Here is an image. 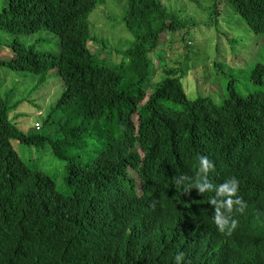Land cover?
Instances as JSON below:
<instances>
[{
  "label": "trees",
  "instance_id": "16d2710c",
  "mask_svg": "<svg viewBox=\"0 0 264 264\" xmlns=\"http://www.w3.org/2000/svg\"><path fill=\"white\" fill-rule=\"evenodd\" d=\"M212 1L217 15L221 0ZM223 1L264 34V0ZM127 2L122 24L134 43L116 66L89 49L106 47L91 35L89 18L107 0H7L0 13L10 37L59 38L56 55L15 39L0 49V66L57 70L66 86L52 110L62 114L53 140L43 127L26 134L14 124L10 114L23 101L12 107L14 91L2 96L0 80V264H176L181 254L182 264H264V91L242 97L230 88L219 105L190 99L160 58L165 35L190 23L162 0ZM157 62L163 77L155 81ZM263 76L258 66L254 81ZM14 142L49 145L66 169V193L24 162ZM202 156L215 166L214 185L239 181L230 235L213 222L215 191H185Z\"/></svg>",
  "mask_w": 264,
  "mask_h": 264
},
{
  "label": "rangeland",
  "instance_id": "374dc122",
  "mask_svg": "<svg viewBox=\"0 0 264 264\" xmlns=\"http://www.w3.org/2000/svg\"><path fill=\"white\" fill-rule=\"evenodd\" d=\"M6 2L0 0V13ZM162 2L166 8L190 23L188 31L165 35V55L160 57L169 69L178 72L176 77L184 84L190 99L206 97L219 105L230 96V88L242 97L264 91V76L262 84L253 79L255 69L264 66V34H255L235 13L231 4L221 0L220 12L214 15L212 0ZM127 3V0H107V4L96 9L89 18L91 35L106 46L91 44L89 49L108 66L123 62V53L134 43V36L122 24ZM15 39L35 46L41 52L56 55L59 51V38L47 31L10 37L0 30V49L8 47ZM162 52L159 51V55L162 56ZM154 67L155 81L161 80L163 71L159 62ZM0 80L2 96L14 91L12 107L23 101L10 114L14 124L26 134L36 133L37 126L43 127L42 133L53 140L58 139L62 114H52V110L66 89L58 71L34 75L0 66ZM51 114L50 123H46ZM13 146L24 162L53 177L58 189L66 193V169L52 155L49 145L38 147L14 142Z\"/></svg>",
  "mask_w": 264,
  "mask_h": 264
},
{
  "label": "clouds",
  "instance_id": "9594fccd",
  "mask_svg": "<svg viewBox=\"0 0 264 264\" xmlns=\"http://www.w3.org/2000/svg\"><path fill=\"white\" fill-rule=\"evenodd\" d=\"M214 167V164L207 157H199L198 173L194 181L185 186V191L193 188L197 189L201 194L215 191V197L209 199V203L215 208L213 222L221 233L227 232L230 235L237 227V221L231 219V213L234 205L238 206L241 204V198L237 195L239 181L237 178L231 177L223 184L214 185L208 178L210 170H213ZM187 179V177H181V182ZM175 261L176 264H182L183 255H177Z\"/></svg>",
  "mask_w": 264,
  "mask_h": 264
},
{
  "label": "built area",
  "instance_id": "2783aa9c",
  "mask_svg": "<svg viewBox=\"0 0 264 264\" xmlns=\"http://www.w3.org/2000/svg\"><path fill=\"white\" fill-rule=\"evenodd\" d=\"M38 129H40V126H37Z\"/></svg>",
  "mask_w": 264,
  "mask_h": 264
}]
</instances>
